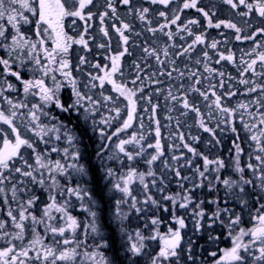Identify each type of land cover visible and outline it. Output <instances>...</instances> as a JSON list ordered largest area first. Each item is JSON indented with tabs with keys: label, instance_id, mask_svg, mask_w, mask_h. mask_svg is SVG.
Returning <instances> with one entry per match:
<instances>
[{
	"label": "snow or ice",
	"instance_id": "1",
	"mask_svg": "<svg viewBox=\"0 0 264 264\" xmlns=\"http://www.w3.org/2000/svg\"><path fill=\"white\" fill-rule=\"evenodd\" d=\"M0 264H264V0H0Z\"/></svg>",
	"mask_w": 264,
	"mask_h": 264
},
{
	"label": "trees",
	"instance_id": "2",
	"mask_svg": "<svg viewBox=\"0 0 264 264\" xmlns=\"http://www.w3.org/2000/svg\"><path fill=\"white\" fill-rule=\"evenodd\" d=\"M69 94L70 93L68 91H65L64 96L67 97ZM76 123H77L76 117L75 115H73L71 118L70 125L73 126ZM182 130H186V129H182ZM77 131H79V129H77ZM192 134L200 135L203 138L198 147L200 148V150H205L204 144L209 139L208 134L203 133L202 131L196 128H194V130L192 131ZM89 135H92V134L89 133ZM218 135L222 139L223 148H224L223 154L227 155V148L230 146V142L233 139V136H231L232 134L228 131H225L224 133H219ZM241 135L243 136L242 132H241ZM83 139H84V144H82L81 146L82 148L86 149L85 154L87 156V160L82 161V162L87 163V165L89 166V168L92 170V173H93L92 176L86 177L85 186L86 188L94 189L93 196L96 199H98L100 202L102 210L99 211V217H100L99 223H101L104 226V230L106 231V234L116 235L115 222L113 221L111 217L112 206H113L112 198L108 195L107 188L104 187L107 180L101 179L103 169H102V166L100 165V160H97L96 155H95V152H96V149L98 148L99 143L97 141L96 136H93L91 140L87 136H85ZM214 153H215V150H214ZM215 154H219V153H215ZM185 173L187 174L186 171ZM101 195L103 197L102 199H101Z\"/></svg>",
	"mask_w": 264,
	"mask_h": 264
},
{
	"label": "rangeland",
	"instance_id": "3",
	"mask_svg": "<svg viewBox=\"0 0 264 264\" xmlns=\"http://www.w3.org/2000/svg\"><path fill=\"white\" fill-rule=\"evenodd\" d=\"M204 3H207V0H204ZM147 6V5H145ZM155 7V6H153ZM123 10V9H122ZM191 18H200L198 13L195 11V10H186L185 14H184V19H191ZM218 18L219 19H227V18H230V11L227 9V7H224L223 10L221 12L218 13ZM98 27V26H97ZM210 33H211V36L213 37H217L218 38V32L217 30H209ZM223 31H227V30H223ZM229 47H233L234 50L236 49H245L247 50L248 48H250L252 45L248 42H236L234 40V38H231L230 37V44L228 45ZM223 67L229 71V72H232L233 75L236 74L235 72V69L232 68L231 66L229 65H223ZM147 94V92H146ZM155 102V101H154ZM161 104H163V100L161 99ZM141 107H143V105H141ZM102 114H106L103 109H102ZM167 115L166 111H164L163 109L159 112L158 116H159V119L161 120V124L164 125V124H167V121L164 119V117ZM96 119H99V117H97ZM145 125L147 126L148 125V120L145 119ZM188 124H191L192 121L189 120L187 122ZM70 127H72L70 124H69ZM117 126H119V124L117 123ZM192 131L194 130V128L191 129ZM169 129L168 128H162V134L163 136L165 137V140L163 141L165 144L167 143H170V141L167 139L168 137V133H169ZM171 131H175V128L173 127L171 129ZM243 134V132H242ZM232 136V135H231ZM97 138V141L99 143V139H98V135L96 136ZM123 138V137H122ZM149 142H153L151 140H149ZM176 143H179V141H176ZM82 147V146H81ZM171 154H179V151L175 152V153H169V155ZM180 163H184L183 160L180 161ZM100 165L102 166V169L105 168V167H112L114 169L116 168H119L120 165H119V162L118 161H109L106 157L104 158L103 161H100ZM185 171L187 172V169H185ZM77 182H79L80 184H82L83 186H85V182H86V177L84 179H77ZM106 184H108V187L107 188V193L108 195L112 198V203H113V206H112V212L114 211V204H115V201L120 199V193L118 192H114V191H110L111 189V184L108 183V181L106 182ZM86 187V186H85ZM171 187L175 190V181H173V184L171 185ZM73 209H72V213L73 215L77 216L82 222H88V214L82 210H80V207H79V202H77L75 200V198H73ZM85 203H87V200H85ZM111 217L113 219V221L115 222V218L114 216L112 215L111 213ZM99 222V221H98ZM138 223L139 221L137 220V217L135 215L132 216L131 218V222L129 224V226L132 228V229H135V227L138 226ZM201 242L204 243L203 240H200Z\"/></svg>",
	"mask_w": 264,
	"mask_h": 264
},
{
	"label": "flooded vegetation",
	"instance_id": "4",
	"mask_svg": "<svg viewBox=\"0 0 264 264\" xmlns=\"http://www.w3.org/2000/svg\"><path fill=\"white\" fill-rule=\"evenodd\" d=\"M191 237L193 240L196 239V236L192 234L191 225L189 226V229L186 230V238ZM200 244H203V242L199 241Z\"/></svg>",
	"mask_w": 264,
	"mask_h": 264
}]
</instances>
